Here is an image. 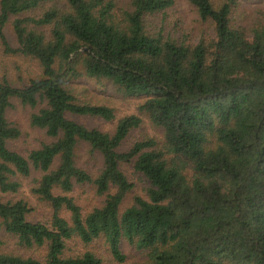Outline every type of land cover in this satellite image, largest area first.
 I'll return each instance as SVG.
<instances>
[{
  "label": "trees",
  "instance_id": "trees-1",
  "mask_svg": "<svg viewBox=\"0 0 264 264\" xmlns=\"http://www.w3.org/2000/svg\"><path fill=\"white\" fill-rule=\"evenodd\" d=\"M188 2L214 35L160 20L174 0H0L4 52L41 69L24 87L0 79V194H19L22 179L34 177L32 194L52 209L48 221H31L28 200H0L4 231L46 250L44 260L0 251V264H103L92 251L68 254L71 240L101 238L117 264H126L124 241L147 251L145 264H264V0ZM83 78L146 96L139 110L163 142L122 149L141 114L118 119L112 133L73 119H116L109 105L77 97ZM14 99L46 136L27 153L10 147L22 135L8 117ZM82 144L101 158L97 174L78 164ZM124 163L149 184L126 207L134 184ZM83 185L101 198L89 212L73 195Z\"/></svg>",
  "mask_w": 264,
  "mask_h": 264
},
{
  "label": "rangeland",
  "instance_id": "rangeland-1",
  "mask_svg": "<svg viewBox=\"0 0 264 264\" xmlns=\"http://www.w3.org/2000/svg\"><path fill=\"white\" fill-rule=\"evenodd\" d=\"M130 0H119L124 4ZM174 5L167 9L165 13L161 12L158 18L165 19L166 24L181 32H187L193 36H199L202 32L214 35V28L210 22L203 21L193 5L188 0H174ZM259 4L258 1L243 2L242 7L252 9ZM31 15H39L40 11L31 12ZM27 15L28 14H24ZM6 34L14 47H17L13 28L9 24L6 28ZM41 75V69L38 62L32 58L25 57L21 54H7L4 52L0 44V79L6 77L17 87H24L31 78H37ZM108 81H96L83 78L74 86V93L83 102L94 104H106L114 108L116 119L114 121H104L100 118L90 117H73V119L85 124L90 128H99L105 132L112 133L115 130L117 120L130 114H141L143 122L137 129H134L125 140L122 149L129 150L132 145L141 139L154 138L159 144L163 142V132L156 127L151 119L139 110L140 105L146 100V96H126L120 94L110 86ZM32 109L22 105L17 99L13 100V106L8 112L10 121L20 127L22 135L19 140L10 143V147L18 149L23 153H27L32 148L39 146L40 141L45 140L46 136L43 132L38 131L30 125V115ZM78 164L90 170L91 173L97 174L101 166V158L90 152L88 144L80 145L78 149ZM122 169L127 174L131 182L134 184L132 192L125 201L124 207L132 204L136 195L146 196L149 186L147 180L142 174L135 171L132 163H124ZM23 178V186L21 192L14 196L1 195L0 200L9 198H25L34 207V211L29 216L31 221H48L52 214V209L46 202L38 200L31 192L33 179ZM73 195L80 205L83 206L85 212L91 211L95 206L101 203L96 189L90 185L78 186ZM68 216L67 212H64ZM0 251L10 252L22 255H30L41 260L45 259V248H26L19 244L18 238L12 234L6 233L0 223ZM122 250L126 255V264H145L147 260V251L139 250L135 246L124 241ZM92 251L96 253L102 260L103 264H117L106 241L101 238L89 245H84L80 240H71L68 243V254L77 255Z\"/></svg>",
  "mask_w": 264,
  "mask_h": 264
}]
</instances>
